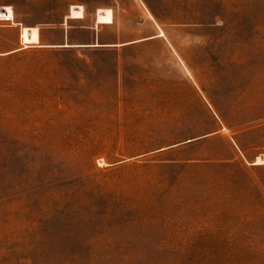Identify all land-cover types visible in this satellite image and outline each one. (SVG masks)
I'll return each mask as SVG.
<instances>
[{"label":"rangeland","instance_id":"374dc122","mask_svg":"<svg viewBox=\"0 0 264 264\" xmlns=\"http://www.w3.org/2000/svg\"><path fill=\"white\" fill-rule=\"evenodd\" d=\"M0 17V264H264V0Z\"/></svg>","mask_w":264,"mask_h":264},{"label":"bare ground","instance_id":"6f19581e","mask_svg":"<svg viewBox=\"0 0 264 264\" xmlns=\"http://www.w3.org/2000/svg\"><path fill=\"white\" fill-rule=\"evenodd\" d=\"M257 164H264V156L263 158H258V160L256 161Z\"/></svg>","mask_w":264,"mask_h":264},{"label":"trees","instance_id":"16d2710c","mask_svg":"<svg viewBox=\"0 0 264 264\" xmlns=\"http://www.w3.org/2000/svg\"><path fill=\"white\" fill-rule=\"evenodd\" d=\"M200 126L197 122H194L193 123V129H198Z\"/></svg>","mask_w":264,"mask_h":264},{"label":"snow or ice","instance_id":"6c2138e0","mask_svg":"<svg viewBox=\"0 0 264 264\" xmlns=\"http://www.w3.org/2000/svg\"><path fill=\"white\" fill-rule=\"evenodd\" d=\"M9 11H10V9H9ZM0 18H2V17H0Z\"/></svg>","mask_w":264,"mask_h":264}]
</instances>
